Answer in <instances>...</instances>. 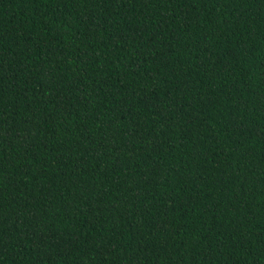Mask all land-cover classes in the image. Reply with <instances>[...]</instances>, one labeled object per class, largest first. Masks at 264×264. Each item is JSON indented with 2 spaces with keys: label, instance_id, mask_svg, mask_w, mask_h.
Masks as SVG:
<instances>
[{
  "label": "trees",
  "instance_id": "16d2710c",
  "mask_svg": "<svg viewBox=\"0 0 264 264\" xmlns=\"http://www.w3.org/2000/svg\"><path fill=\"white\" fill-rule=\"evenodd\" d=\"M0 264H264V0H0Z\"/></svg>",
  "mask_w": 264,
  "mask_h": 264
}]
</instances>
